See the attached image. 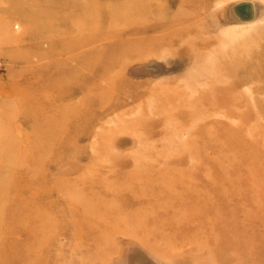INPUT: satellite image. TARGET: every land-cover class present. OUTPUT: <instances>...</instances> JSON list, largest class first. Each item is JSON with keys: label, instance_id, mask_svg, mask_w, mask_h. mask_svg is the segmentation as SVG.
Returning <instances> with one entry per match:
<instances>
[{"label": "rangeland", "instance_id": "1", "mask_svg": "<svg viewBox=\"0 0 264 264\" xmlns=\"http://www.w3.org/2000/svg\"><path fill=\"white\" fill-rule=\"evenodd\" d=\"M14 181L0 264H264V0H0Z\"/></svg>", "mask_w": 264, "mask_h": 264}, {"label": "bare ground", "instance_id": "2", "mask_svg": "<svg viewBox=\"0 0 264 264\" xmlns=\"http://www.w3.org/2000/svg\"><path fill=\"white\" fill-rule=\"evenodd\" d=\"M222 3V2H221ZM220 4V3H219ZM218 4V5H219ZM249 16V15H248ZM215 62V61H214ZM159 66V65H158ZM226 69L228 70V72H230V73H233V74H236V73H238V72H243V68H242V64H239V63H236V62H233V63H230V64H228L227 66H226ZM227 72V73H228ZM153 73V72H152ZM149 75V74H148ZM141 125H144V122H141V121H138ZM148 132V131H147ZM16 142V141H15ZM40 142H41V140H40ZM13 145V144H12ZM23 147V146H22ZM22 152V151H21ZM42 166H44V164H42ZM43 175V171L41 170V173L39 174V176H42ZM33 176V175H32ZM22 179V178H21ZM15 183H17V184H15ZM18 184H20V183H18L17 181H14V183H12L11 182V184L10 185H8V183L7 184H3V186H1L0 187V189H2V190H4V189H10L11 187H13V186H17ZM65 185V184H64ZM9 186V187H8ZM12 191V190H11ZM19 191V190H18ZM14 195V194H13ZM19 197V196H18ZM8 198V197H7ZM1 199V198H0ZM75 211V210H74ZM2 215V214H1ZM15 224V222H14V220L12 219L11 220V223H10V227H9V230H6L5 231V233L4 234H9L8 235V237H9V239L10 240H12L11 239V237H12V232H13V225ZM49 224H42V226H48ZM50 227H45V231L47 230V231H50ZM15 231V230H14ZM1 236H4V235H0V255H3L4 253H8V252H11V250L9 249V243H11V241H7L8 240V238H7V240H3V237L1 238ZM220 238V237H219ZM221 238H224V235H222L221 236ZM219 248V249H218ZM218 248L217 247H215V256H216V258L217 257H220V253H221V251L223 252V253H225V251H224V245L222 246V245H218ZM23 251L24 252H26L24 249H23ZM19 255L21 256L22 255V253L21 252H19ZM19 255H16L15 256V258L16 259H18L19 258ZM209 255L211 256L212 255V253H209ZM9 256V255H8ZM25 257H27L26 255H25ZM225 259H227V256L226 255H224V258H223V260H225ZM3 262V259H0V263H2ZM5 264L7 263V262H4Z\"/></svg>", "mask_w": 264, "mask_h": 264}]
</instances>
